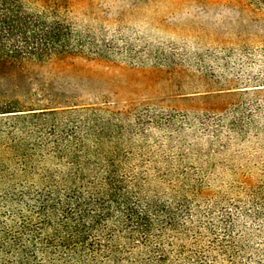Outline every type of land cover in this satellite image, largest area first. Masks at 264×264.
Wrapping results in <instances>:
<instances>
[{"label": "rangeland", "instance_id": "1", "mask_svg": "<svg viewBox=\"0 0 264 264\" xmlns=\"http://www.w3.org/2000/svg\"><path fill=\"white\" fill-rule=\"evenodd\" d=\"M59 1L133 36L144 53L137 62L68 54L0 64V100L61 112L0 114L2 231L16 227V213H29L25 203L48 185L44 175L76 167L75 155H92L90 167L118 155L117 165L153 194L189 202L179 242L206 249L209 264L260 263L248 251H264V220L254 217L264 200V0ZM81 137V148L64 141ZM11 192H25L22 202ZM224 213L247 245L236 247L240 262L220 251ZM15 250L9 262L0 251V264L17 261Z\"/></svg>", "mask_w": 264, "mask_h": 264}, {"label": "trees", "instance_id": "2", "mask_svg": "<svg viewBox=\"0 0 264 264\" xmlns=\"http://www.w3.org/2000/svg\"><path fill=\"white\" fill-rule=\"evenodd\" d=\"M143 53L133 36L113 32L98 17L80 15L59 0H0L2 65L21 67L68 54L137 62ZM26 108L18 98L0 100V114L61 113L55 108ZM51 135L60 141L55 129ZM64 141L80 148L85 142L82 137ZM95 155L101 157L100 152ZM105 156L104 163L97 161L90 167L92 155H83L84 162L75 155L76 167L44 175L48 185L34 193L33 205L25 203L29 213L21 211L15 215L18 219L11 218L16 227H4V231L0 227L4 260L9 262L6 256L14 247L20 257L13 264H39V260L41 264H209L206 249H191L178 241L185 240L180 229L192 218L189 202L169 203L141 186L134 170L121 169L118 155ZM7 196L22 202L25 192ZM260 205L262 210L254 217L264 220V200ZM224 215L229 233L220 251L240 262L241 251L236 247L246 250L247 245L235 236V217ZM212 224L207 227L211 232ZM194 229L196 238L202 237L200 227ZM248 252L264 264V251ZM172 255L176 260H171Z\"/></svg>", "mask_w": 264, "mask_h": 264}]
</instances>
